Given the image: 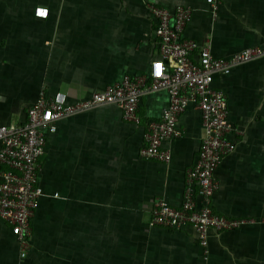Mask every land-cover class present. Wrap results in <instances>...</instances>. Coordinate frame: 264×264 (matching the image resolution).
Listing matches in <instances>:
<instances>
[{"label":"crops","instance_id":"obj_1","mask_svg":"<svg viewBox=\"0 0 264 264\" xmlns=\"http://www.w3.org/2000/svg\"><path fill=\"white\" fill-rule=\"evenodd\" d=\"M150 3L189 7L184 36L216 58L264 42V0H219L216 9L208 0H0V125L23 123L41 90L73 103L126 73L148 75L160 57ZM212 86L226 96L236 147L216 169L211 205L246 222L210 229L206 247L192 224L151 225L158 200L183 202L205 129L191 103L181 134L164 143L171 158L142 156L146 121L170 102L167 90H146L141 123L115 103L57 121L40 157L32 233L22 250L0 217V264H264V55L217 71Z\"/></svg>","mask_w":264,"mask_h":264},{"label":"built area","instance_id":"obj_2","mask_svg":"<svg viewBox=\"0 0 264 264\" xmlns=\"http://www.w3.org/2000/svg\"><path fill=\"white\" fill-rule=\"evenodd\" d=\"M208 2L216 9L219 0ZM147 10L156 20L160 51L148 75L126 73L120 80L73 103L54 99L41 90L35 103L28 108L23 123L0 125V165L6 167L0 175V217L12 223V231L22 250L32 233V219L43 193L39 184L40 157L47 151L48 133L56 131L57 121L104 103H115L122 107L128 121L141 123L139 106L146 90L165 89L170 102L160 119L146 121L144 145L140 149L142 156L164 161L171 158L170 149L164 143L181 134L179 116L191 103L200 109L205 129L198 157L186 170L183 202L175 206L165 199L158 200L151 225L181 227L192 224L199 232L201 244L206 247L210 229H233L247 221L218 213L211 205V197L218 188L216 169L223 156L236 147V142L230 138L235 128L229 120L226 96L213 87L212 82L217 71L228 72L234 65L264 55V42L230 58H216L207 46L199 47L194 39L184 36L191 16L189 7L180 6L172 11L150 3ZM197 48L198 62L192 59Z\"/></svg>","mask_w":264,"mask_h":264}]
</instances>
